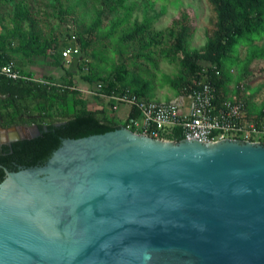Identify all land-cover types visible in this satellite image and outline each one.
I'll return each mask as SVG.
<instances>
[{"label": "water", "instance_id": "95a60500", "mask_svg": "<svg viewBox=\"0 0 264 264\" xmlns=\"http://www.w3.org/2000/svg\"><path fill=\"white\" fill-rule=\"evenodd\" d=\"M0 264H264V144L65 138L5 169Z\"/></svg>", "mask_w": 264, "mask_h": 264}, {"label": "rangeland", "instance_id": "374dc122", "mask_svg": "<svg viewBox=\"0 0 264 264\" xmlns=\"http://www.w3.org/2000/svg\"><path fill=\"white\" fill-rule=\"evenodd\" d=\"M96 19L99 22L92 28ZM143 22L147 27L134 40L121 39ZM113 23L117 25L112 30ZM182 28L186 29L184 50L177 48ZM215 29L216 10L210 0H0L1 52L9 55L20 73L58 88L70 79L74 88L85 87L86 77L114 75L120 69L123 82L143 89L150 99L168 101L195 80L180 64L185 51L204 48ZM255 44L262 46L264 38ZM64 47L79 51L63 57ZM237 50L235 64L222 68V75L230 79L221 92L231 99L243 87L248 116L257 115L264 125V73L247 79L258 73L264 61L249 64L248 47L239 45ZM171 80L181 85L173 87ZM85 99L91 108L98 107L91 97ZM24 105L32 102L21 105L26 109ZM126 111L121 105L111 116L121 124ZM49 112L53 120L61 117L56 104Z\"/></svg>", "mask_w": 264, "mask_h": 264}, {"label": "trees", "instance_id": "16d2710c", "mask_svg": "<svg viewBox=\"0 0 264 264\" xmlns=\"http://www.w3.org/2000/svg\"><path fill=\"white\" fill-rule=\"evenodd\" d=\"M210 1L216 10V29L213 37L204 48L185 51L180 64L194 74L196 79L202 74H207L214 86L221 91L230 79L222 75V68L235 64L239 45L248 47L249 64H254L257 60L264 61V44H255V41L264 38V0ZM98 22L99 19H96L92 28ZM117 23H113L112 30ZM146 27L145 22L136 24L132 30L125 32L121 39L132 41L143 33ZM185 38L186 29L182 28L177 38L178 49L184 50ZM199 60H205L208 64H200ZM10 61L9 55L0 50V64ZM263 73L264 65L258 69V73H253L247 79ZM27 75L30 76V73ZM123 79L125 78L121 76L120 69H117L114 75L86 77L87 83H106L103 88L106 93L120 92L130 87L137 95L148 98L146 91L129 86ZM171 84L173 87H179L181 82L171 80ZM85 97L79 88H74L72 79L66 82L65 87L58 88L54 85H43L38 81L14 80L0 74V122L3 125L35 123L39 131L35 137L16 140L9 147L3 146V155L0 156V182L5 177V169L16 171L20 167L44 164L65 138L105 133L121 126L113 120L111 115L114 111L106 108L103 97L96 96L93 99L99 108L88 106ZM27 101L32 102V106L24 105L26 109H23L21 105ZM54 104L61 111V117L56 120H53L54 116L49 112ZM49 119L51 120L47 122Z\"/></svg>", "mask_w": 264, "mask_h": 264}, {"label": "built area", "instance_id": "2783aa9c", "mask_svg": "<svg viewBox=\"0 0 264 264\" xmlns=\"http://www.w3.org/2000/svg\"><path fill=\"white\" fill-rule=\"evenodd\" d=\"M78 51V48L64 47L61 54L68 57L71 53L77 55ZM0 74L14 80L37 81L20 73L12 61L0 64ZM106 85L95 81L79 90L92 99L103 97L106 108L111 111L116 112L124 105L127 111L121 126L136 134L172 142L195 140L214 144L238 140L264 144V125L257 116H248L243 87L239 88L238 96L230 99L223 96L207 74H202L175 97L158 101L139 96L130 87L106 93L103 91Z\"/></svg>", "mask_w": 264, "mask_h": 264}, {"label": "flooded vegetation", "instance_id": "af4514ba", "mask_svg": "<svg viewBox=\"0 0 264 264\" xmlns=\"http://www.w3.org/2000/svg\"><path fill=\"white\" fill-rule=\"evenodd\" d=\"M3 129H5L6 132H4ZM14 131L18 132L22 138H32L39 134L35 123H19L11 127H5L0 124V156L3 155L2 150L4 145L9 147L12 142L19 140L17 139V133Z\"/></svg>", "mask_w": 264, "mask_h": 264}, {"label": "crops", "instance_id": "0c3cea01", "mask_svg": "<svg viewBox=\"0 0 264 264\" xmlns=\"http://www.w3.org/2000/svg\"><path fill=\"white\" fill-rule=\"evenodd\" d=\"M249 114V113H248ZM255 116H257V115H255Z\"/></svg>", "mask_w": 264, "mask_h": 264}]
</instances>
